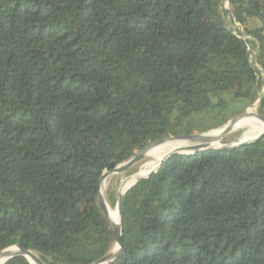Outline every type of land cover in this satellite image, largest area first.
<instances>
[{
    "label": "trees",
    "instance_id": "obj_1",
    "mask_svg": "<svg viewBox=\"0 0 264 264\" xmlns=\"http://www.w3.org/2000/svg\"><path fill=\"white\" fill-rule=\"evenodd\" d=\"M254 103L264 117V0H0V251L92 264L114 243L104 171ZM121 228L107 264H264V136L171 154Z\"/></svg>",
    "mask_w": 264,
    "mask_h": 264
},
{
    "label": "water",
    "instance_id": "obj_2",
    "mask_svg": "<svg viewBox=\"0 0 264 264\" xmlns=\"http://www.w3.org/2000/svg\"><path fill=\"white\" fill-rule=\"evenodd\" d=\"M242 115L243 114L239 115L238 117H240ZM256 115H257V117L260 120H262L264 122V117H262L258 113H256ZM232 119H234V118H232ZM202 135L203 134H181V135H174V136L163 137V138L159 139L158 141L152 143L151 145L146 146V147H144V148L136 151L129 158V160H127L126 162L117 165L112 170L104 171L103 172V174L101 175L100 181H99V189H100V183H101V181H102L103 178L109 176L110 174H120V173H123L128 168L132 167L138 161H140L144 157L145 151L149 147H151L153 145H156L158 143H161V142H163L165 140H170V139H173V140H183V141H186V142H204V144H201V145H196V144L187 145V146H185L183 148V150H180V151L173 150V151L165 154L160 159L158 165L154 169L148 171L144 176H140V177L136 178V180L131 185H129L126 189H124L123 191H122L123 186L120 185L119 190H118V193H117V203L115 205V208H116L117 214H118V222L117 223H112L109 220V216H108V212H107V203H106L104 197L100 195V191H98V194H97V197H96V201H97V204L100 207L102 213L108 219L109 228H110V232L112 234L114 243H113V246H112L111 250L106 255H104L103 257H101L98 260L94 261L92 264H107L110 261H112L114 258H116L119 253H121V251H122V243H121V233H122V228H121V205H122V199H123L124 193L132 185H134L139 179L147 178L149 175H151L153 172H155L157 170V168L162 164V162L165 161L168 157H170L171 154H173V153H184V152H187L188 150H193V153L194 154L195 153H198V152L206 151V150H225L226 151L229 148H232L233 149L236 146L240 147V146H243V145H245L247 143H252L253 140H257V139L261 138L262 136H264V131L261 132V133H259L252 140L237 142V143H233V144H230V145H220V146H212L211 143H210V141L205 140V138ZM200 146H205V148L203 150H200L199 149ZM9 249H11V250L9 251ZM15 255L24 256L28 260V262L30 264H31V262L29 260V257H31L35 261L36 264H45L37 256V254H35L33 251H31V250H22L19 245L10 246L8 248H5V249L1 250L0 251V256L2 257V260H1V263L0 264H3L6 260H8L9 258H11L12 256H15Z\"/></svg>",
    "mask_w": 264,
    "mask_h": 264
},
{
    "label": "bare ground",
    "instance_id": "obj_3",
    "mask_svg": "<svg viewBox=\"0 0 264 264\" xmlns=\"http://www.w3.org/2000/svg\"><path fill=\"white\" fill-rule=\"evenodd\" d=\"M231 126H233L234 128H246L248 130L244 134V138H243L247 140H241L239 142L248 141V139H251L257 136L259 133L264 131V122L260 120L254 112H250V111L247 114L245 113L244 115L240 117H236L232 119L228 124H226L225 126H223V128H221L222 129L221 133L228 130ZM202 136L205 138V140L211 139V137L215 138V134H213L212 132L203 134ZM182 141L183 140L170 139V140H165L161 143H158L156 145L149 147L145 151V154H144V156L147 157L148 160L145 162V164L140 168V170L134 176H129L126 178V180L124 181V184L122 185L123 186L122 191L126 189L129 185H131L136 180V178L140 176H144L148 171L154 169L158 165L160 159L165 154L173 150H178V151L183 150V148L186 145L184 143H181ZM105 179L106 177L103 178L100 183L99 191H100L101 196H103V192L106 188ZM107 212H108L109 220L112 223H117L118 222L117 210H113L107 207ZM10 250L11 249H9V251ZM1 260H2V257L0 256V263H1ZM29 260L31 264H36L35 261L31 257H29Z\"/></svg>",
    "mask_w": 264,
    "mask_h": 264
},
{
    "label": "rangeland",
    "instance_id": "obj_4",
    "mask_svg": "<svg viewBox=\"0 0 264 264\" xmlns=\"http://www.w3.org/2000/svg\"><path fill=\"white\" fill-rule=\"evenodd\" d=\"M249 24L251 26L254 25L253 21H251ZM250 51H251V56H250L251 57V61L256 66L255 61H254L255 50H254V48L252 46H250ZM257 105L258 104L254 103L252 106L242 108V112L240 114L235 115L232 118L238 117L241 114H243V115L245 113L247 114L249 111L250 112H254L255 114L258 113ZM238 108H240V104L238 102H236V101H232L231 100L230 101V109L232 110V109H238ZM228 122L226 124H228ZM226 124L216 128V129H212V130H209V131H206V132H201L200 130L196 129V130L193 131L192 134H206V133L212 132L213 134H215V138L211 137V139L207 140V141H210L212 146L230 145V144H233V143H237V142H239L241 140H247V139H243L244 138V134L246 133V131H248L246 128H234L233 126H231L228 130H226L223 133H221V131H222L221 128H223V126H225ZM255 137H253V138H255ZM253 138L248 139V141L252 140ZM181 143H184L186 146L187 145H193V144H196V145L204 144V142H185V141H182ZM147 160H148V158L144 156L140 161H138L134 165V168H135L136 171L133 172L132 174L126 175V173L123 172V173H120V174H110L109 176H107L106 179H105L106 180V188H105V190L103 192L104 199L106 200V191H107V188L109 186L116 187V189L118 191L120 185L122 186L124 184V181L126 180V178L129 177V176H134L140 170V168L145 164V162ZM107 207H109L108 204H107ZM110 209H112V208H110ZM113 210H116V208H113Z\"/></svg>",
    "mask_w": 264,
    "mask_h": 264
}]
</instances>
